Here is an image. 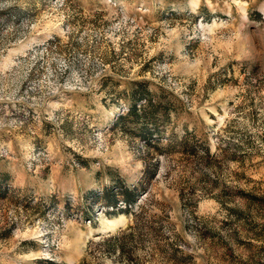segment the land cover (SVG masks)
<instances>
[{
	"label": "rangeland",
	"instance_id": "1",
	"mask_svg": "<svg viewBox=\"0 0 264 264\" xmlns=\"http://www.w3.org/2000/svg\"><path fill=\"white\" fill-rule=\"evenodd\" d=\"M0 264H264V0H0Z\"/></svg>",
	"mask_w": 264,
	"mask_h": 264
}]
</instances>
